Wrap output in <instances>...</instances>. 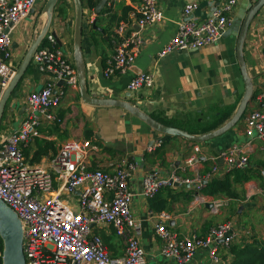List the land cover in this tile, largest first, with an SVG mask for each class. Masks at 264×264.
Listing matches in <instances>:
<instances>
[{
  "label": "crops",
  "instance_id": "obj_1",
  "mask_svg": "<svg viewBox=\"0 0 264 264\" xmlns=\"http://www.w3.org/2000/svg\"><path fill=\"white\" fill-rule=\"evenodd\" d=\"M47 0H38L28 17L12 28L11 64L17 69L32 40L42 30L46 22L44 5ZM87 12L100 0H81ZM228 0H157L163 20L146 29H140L131 19V13L139 5V0H107L102 12L91 13L84 23L80 50L74 52L73 33L75 10L72 0H59L52 13L49 33L56 36L61 50L74 67L76 61L80 68L85 88L91 97L130 103L152 120L171 128L199 136L214 132L228 124L236 115L244 96L245 85L236 53V41L241 22L246 13L258 0H236L228 16L238 18L230 36L221 37L216 43L195 50H176L163 57L158 54L177 32L182 9L194 2L197 7L191 18L202 21L213 7H220ZM92 3L91 7L89 3ZM69 5V7H68ZM125 16V19H123ZM183 20V19H182ZM94 22V28H88ZM120 22L131 24V31L139 32L142 40L140 51L132 66L123 74L105 77L103 70L107 59L113 56L111 36ZM41 44H45L42 40ZM40 44V45H41ZM39 45V46H40ZM38 46V47H39ZM242 58L245 71L251 80L254 93L234 126L225 133L206 143H191L180 137L169 136L152 129L128 111L118 107L85 104L80 96L78 85L70 88L63 84L54 91H63V96L52 114L60 123L42 121L37 135L28 143L21 145L24 164L34 168L50 170V162L58 148L66 141H86L95 150L86 157L90 169L113 172L117 163L126 160L135 166L129 179V189L134 195L130 204L132 216L141 226L140 243L145 251L146 264H177L160 254L163 242L155 235V225L160 222L161 212L153 211L150 202L166 200L170 218L165 222L167 228L178 235L196 233L204 236L210 228L238 215L255 211L263 223L256 224L252 217L247 223L235 227L237 237L230 246H243L252 239L264 237V140L249 139L245 136V118L253 110H264V6L251 21L242 45ZM31 63L18 82L13 96L12 113L5 111L8 121L0 124V138L16 131L25 117L26 98L29 93L40 90L46 77L33 69ZM31 69V70H30ZM152 74L154 84L149 89L129 92V80L139 73ZM12 102V99H11ZM237 145L246 153L248 164L244 169H227L219 154ZM199 148L194 153V147ZM195 156L191 164L188 159ZM79 155H76L78 157ZM214 166L216 174L204 182L199 193L191 186L172 185L161 189L159 197L147 200L139 195L144 175L156 171L167 178L175 174L181 178L206 177ZM56 179V178H55ZM228 179L232 199L220 210L213 211L212 202L219 194H207V184L212 181ZM54 190L59 182H54ZM234 194H231V193ZM218 194L216 196H213ZM67 196V202L76 201V193ZM76 197V198H75ZM236 197H238L236 199ZM223 198V197H222ZM235 203L238 211L233 214L230 207ZM219 204V202H217ZM75 208V207H74ZM229 218V219H228ZM232 222V221H230ZM236 222V221H235ZM233 223V222H232ZM234 224V223H233ZM245 244L241 243L240 227ZM258 227L259 233L251 229ZM92 233L99 235L111 256L120 257L124 253L123 242L113 234L111 227L97 225ZM223 264H229L232 254L220 250ZM162 259V261L159 260ZM204 251H198L190 264H205Z\"/></svg>",
  "mask_w": 264,
  "mask_h": 264
},
{
  "label": "built area",
  "instance_id": "obj_2",
  "mask_svg": "<svg viewBox=\"0 0 264 264\" xmlns=\"http://www.w3.org/2000/svg\"><path fill=\"white\" fill-rule=\"evenodd\" d=\"M38 0H0V93L14 75L11 64L12 28L28 17ZM114 1V0H112ZM236 0H228L220 7L209 10L202 21L191 18L197 4L191 2L182 9L176 34L162 48L161 58L176 50H195L216 43L230 25L228 16ZM133 22L146 29L162 22L163 15L157 0H139L131 13ZM183 19V20H182ZM131 24L120 22L113 30L111 43L113 56L107 59L103 74L109 78L125 73L134 63L142 44L139 32L131 31ZM32 56L37 71L52 80L28 94L25 117L19 128L5 138H0V200L15 212L23 230V254L26 264H146L145 251L140 243L141 226L130 210L133 194L129 179L135 166L126 160L117 163L113 172L90 169L86 157L95 148L86 141L70 140L62 144L50 162V170L24 164L21 145L37 135L42 121L60 123L52 114L63 96L54 91L58 81L76 88L77 76L64 52L58 46L56 36L47 32ZM152 74L145 72L132 77L128 90L135 93L153 86ZM245 136L264 140V110H253L245 118ZM194 153L199 148L194 147ZM264 151V148H263ZM76 155H79L76 157ZM227 169L240 170L248 164L246 153L237 145L219 154ZM195 156L188 159L191 164ZM217 172L214 166L206 177L181 178L175 174L167 178L158 172L144 175L139 195L147 200L172 185L191 186L199 193L204 182ZM56 178V179H55ZM59 186L54 190V182ZM76 193V201L67 202L63 195ZM213 211L220 204L212 202ZM75 207V208H74ZM166 212L159 214L155 235L163 244L160 254L177 264H190L198 251H204L205 264H223L220 250L229 251L237 237L234 224L225 221L210 228L206 235L196 233L178 235L171 232L165 222ZM106 225L124 245L120 257L111 256L99 235L91 226ZM0 264L2 253L0 250Z\"/></svg>",
  "mask_w": 264,
  "mask_h": 264
},
{
  "label": "water",
  "instance_id": "obj_3",
  "mask_svg": "<svg viewBox=\"0 0 264 264\" xmlns=\"http://www.w3.org/2000/svg\"><path fill=\"white\" fill-rule=\"evenodd\" d=\"M59 0H47L44 5V12L46 13V22L40 31V33L35 37L34 40L31 41L29 48L27 49L21 63L17 67V69L14 72V75L12 76L11 80L9 81L7 87L0 93V124L3 121L7 122V116H4L5 108L8 105V102L12 98V93L15 90L18 82L22 79L24 74L26 73V70L28 66L31 63H34L32 60V56L37 50L38 46L41 44L44 36L48 32L52 13L55 8V5L57 4ZM75 10V21H74V33H73V45H74V52L77 53L80 50V39L81 35L83 33L84 23L88 21V19L91 16V13H93L95 16H98L102 10L104 9V6L107 2V0H100L96 6L87 12L83 10V5L81 0H72ZM264 6V0H258L251 9L246 13L244 16L241 26L239 29V34L236 41V53L239 60V65L241 68V77L245 85V92L244 96L240 102V105L238 107V110L236 112L235 117L224 127L214 131L210 132L208 134H203L199 136L190 135L182 130L171 128L168 126H164L151 118H149L147 115L141 114L137 108L132 106L130 103L126 102H119L115 100L110 99H103V98H96L91 97L89 94V91L85 88L83 78L80 74V68L78 66V63L76 61L75 68H76V76H77V83L78 88L80 92V96L82 101L85 104L92 105V106H99V105H108L113 107H118L123 110L128 111L130 114L135 116L136 118L145 121L152 129L155 131L166 134L169 136H175L180 137L185 140H188L191 143H206L220 134L225 133L229 128L235 125L237 120L242 116L247 104L253 100L254 93L251 85V80L248 78L247 73L245 71V65L242 58V45L244 42V38L246 35V32L248 30V27L253 20V18L257 15L259 11L262 10V7ZM69 7V5H68ZM238 21V18L235 16L231 17L230 25L226 29V31L223 33L222 37H227L231 35V32L234 29L235 23ZM90 27H88L91 30V27L95 29L94 22L91 23ZM58 42V45L61 46L60 42ZM64 84V81H58L57 86L60 87ZM13 100V99H12ZM17 101V99H15ZM15 101H12L10 106L15 103ZM13 107V106H12ZM12 109H8L9 113H12ZM264 173V172H263ZM93 227V226H91ZM0 239L2 242V264H26L25 258L23 254V248H22V242H23V230L20 220L18 219L15 212H13L12 209H10L4 202L0 200Z\"/></svg>",
  "mask_w": 264,
  "mask_h": 264
},
{
  "label": "trees",
  "instance_id": "obj_4",
  "mask_svg": "<svg viewBox=\"0 0 264 264\" xmlns=\"http://www.w3.org/2000/svg\"><path fill=\"white\" fill-rule=\"evenodd\" d=\"M89 5L92 7L93 4L90 2ZM125 19V16H123ZM207 194L213 193H226L230 194L231 184L228 179L223 181L212 180L207 185ZM159 197L157 194L155 198ZM150 208L156 212H162L164 210L169 211L166 200L162 199L159 203L154 204L150 202ZM0 250H2V242L0 239ZM232 254V260L229 264H264V237L252 239L251 242L243 246H233L230 248Z\"/></svg>",
  "mask_w": 264,
  "mask_h": 264
},
{
  "label": "rangeland",
  "instance_id": "obj_5",
  "mask_svg": "<svg viewBox=\"0 0 264 264\" xmlns=\"http://www.w3.org/2000/svg\"><path fill=\"white\" fill-rule=\"evenodd\" d=\"M61 49V48H60ZM32 67H33V69H37V66L36 65H32ZM31 70V69H30ZM37 71V70H36ZM17 97H16V95H14L13 96V94H12V98L11 99H13L12 101H15V99H16ZM11 99H10V101L8 102V105L6 106V108H5V111L8 109V106H9V104H11ZM5 113V112H4ZM231 194H234L233 192L231 193ZM216 195H218V194H215V195H213V196H216ZM220 196H217L218 198L217 199H215V201L216 202H219V204H220V206H219V208H218V210H220L222 207H224L225 206V204H227L230 200H226V199H232L233 197H232V195L230 196L229 194H219ZM223 197V198H222ZM238 197H236V199H237ZM63 199H67V196H63ZM231 208H232V212H233V214H235L237 211H238V208L235 206V203L234 204H232L231 206H230ZM251 215H253V219L254 220H256V224H258V227H259V223H263V219H262V217L261 216H259L258 214H257V212H253V211H249L248 210V212H245V213H243V214H241V215H238L237 216V218L235 219V221H233L232 219H229L230 221H232L233 223H234V225H235V227H239L240 225H242L243 224V222H244V224L245 223H247V221H250L251 219H249V220H247L248 218H250V217H252ZM258 227L255 229H251V231L253 232V234H257V233H259V229H258ZM245 228H248L247 226H243V227H240V236H241V243H243V244H245L244 242H245V240L244 239H242L243 238V234H242V231H243V229H245ZM159 260L160 261H162V259L161 258H159ZM151 264H153L152 262H151Z\"/></svg>",
  "mask_w": 264,
  "mask_h": 264
}]
</instances>
